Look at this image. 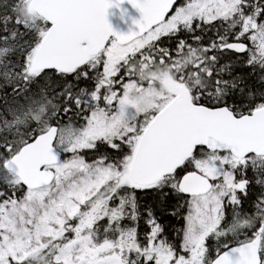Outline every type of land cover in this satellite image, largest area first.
Returning <instances> with one entry per match:
<instances>
[{
  "label": "snow or ice",
  "instance_id": "snow-or-ice-1",
  "mask_svg": "<svg viewBox=\"0 0 264 264\" xmlns=\"http://www.w3.org/2000/svg\"><path fill=\"white\" fill-rule=\"evenodd\" d=\"M0 264H264V0H0Z\"/></svg>",
  "mask_w": 264,
  "mask_h": 264
},
{
  "label": "water",
  "instance_id": "water-1",
  "mask_svg": "<svg viewBox=\"0 0 264 264\" xmlns=\"http://www.w3.org/2000/svg\"><path fill=\"white\" fill-rule=\"evenodd\" d=\"M133 15H138V13H133ZM109 20L113 24L114 28L118 30L127 31L128 25L121 22L118 13L115 16H110Z\"/></svg>",
  "mask_w": 264,
  "mask_h": 264
}]
</instances>
